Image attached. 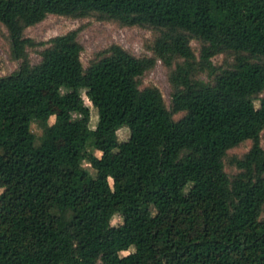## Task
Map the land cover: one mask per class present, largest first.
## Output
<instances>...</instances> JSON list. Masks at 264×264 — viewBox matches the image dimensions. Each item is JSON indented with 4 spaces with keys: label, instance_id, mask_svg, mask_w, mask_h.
Wrapping results in <instances>:
<instances>
[{
    "label": "trees",
    "instance_id": "trees-1",
    "mask_svg": "<svg viewBox=\"0 0 264 264\" xmlns=\"http://www.w3.org/2000/svg\"><path fill=\"white\" fill-rule=\"evenodd\" d=\"M47 14L148 27L152 54L110 43L83 65L77 29L23 34ZM0 23L18 61L0 75V264H264V0H0ZM156 60L168 104L139 87Z\"/></svg>",
    "mask_w": 264,
    "mask_h": 264
},
{
    "label": "rangeland",
    "instance_id": "rangeland-1",
    "mask_svg": "<svg viewBox=\"0 0 264 264\" xmlns=\"http://www.w3.org/2000/svg\"><path fill=\"white\" fill-rule=\"evenodd\" d=\"M70 29H77V38L82 45L79 57L83 65L87 64L88 60L93 56L95 51L108 46L110 43L120 44L134 55L152 54L150 49L154 36L152 29L137 25H122L114 20L96 19L91 15L74 18L64 15L47 14L43 19L35 24L26 26L23 30V34L35 41L44 42L50 36L63 33ZM190 44L194 51L197 52L198 42L191 40ZM38 48L28 50V56L31 62L37 61L38 55L36 49ZM212 61L215 64H221L224 61V56L222 54H216L212 57ZM17 63V60H13L9 57L6 30L0 23V75L9 73L15 69ZM166 72V67L159 60H156L154 65L144 71V73L140 76L139 87L147 85L156 86L160 91L164 102L168 104L169 85L167 82ZM57 91L58 90L55 85L46 89V92L49 94L48 104L52 110H56L58 106ZM259 96H264V90ZM83 99L90 108L89 126L92 127L96 120L95 111L86 97ZM257 105L258 99H255L254 106ZM52 120L53 115L49 117L48 121L52 122ZM30 128L35 134H39L41 131L38 125L34 122L31 123ZM116 133L119 139H125L128 135V129L122 126L117 129ZM54 144L59 146L62 144V141L57 139L54 141ZM261 144L264 146L263 140H261ZM249 145L250 141L246 140L226 150L223 157V168L227 173H232L236 169L232 164L231 159L235 156H240L248 149ZM84 165L88 166L86 163H84ZM89 170L91 169L89 168ZM119 220L120 217L115 215L111 218L110 222L114 224ZM130 250H132V246L129 243V238H126L123 243V248L119 251V254L123 255Z\"/></svg>",
    "mask_w": 264,
    "mask_h": 264
}]
</instances>
